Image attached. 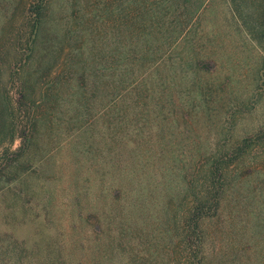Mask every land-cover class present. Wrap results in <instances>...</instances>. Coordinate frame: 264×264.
<instances>
[{
    "label": "rangeland",
    "instance_id": "1",
    "mask_svg": "<svg viewBox=\"0 0 264 264\" xmlns=\"http://www.w3.org/2000/svg\"><path fill=\"white\" fill-rule=\"evenodd\" d=\"M198 1L0 0V264H264V0Z\"/></svg>",
    "mask_w": 264,
    "mask_h": 264
},
{
    "label": "trees",
    "instance_id": "2",
    "mask_svg": "<svg viewBox=\"0 0 264 264\" xmlns=\"http://www.w3.org/2000/svg\"><path fill=\"white\" fill-rule=\"evenodd\" d=\"M163 1V0H162ZM200 1V0H199ZM198 1V2H199ZM206 2V0H201L200 1V5L202 6L204 3ZM199 5V6H200ZM234 10H236V9H234ZM197 11H198V9H197ZM196 11V12H197ZM238 11V10H237ZM235 14V13H234ZM127 17H128V15L126 14L124 17H123V20H124V22L126 21V19H127ZM190 21H191V19H186L184 22H183V24H182V26H181V28H180V30H179V32L181 33L182 31H184L185 29H187V27L189 26V23H190ZM123 22V25H122V27H124V29H129L130 28V23H129V20H127V22H125L124 23ZM256 23H255V26L253 25L252 26V28H256V29H260V30H263V27H264V20H262V21H255ZM124 33H129V32H126V31H123ZM128 35V34H127ZM142 36V35H141ZM146 57H148V56H143V55H141V57L139 58L141 61H143V60H145V58ZM153 61H155V58L153 59ZM121 74H123V73H121ZM9 105H10V110H11V112H12V110H13V106L11 105V103H9ZM3 112H4V110L2 111V106L0 105V128H1V126H3L4 124H3V121H2V114H3ZM13 131H15V129L13 128L12 129ZM14 138V137H13ZM11 141H12V139H11ZM6 166L8 167L9 166V163L8 164H6Z\"/></svg>",
    "mask_w": 264,
    "mask_h": 264
}]
</instances>
